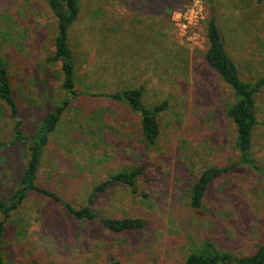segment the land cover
Here are the masks:
<instances>
[{"label":"rangeland","instance_id":"374dc122","mask_svg":"<svg viewBox=\"0 0 264 264\" xmlns=\"http://www.w3.org/2000/svg\"><path fill=\"white\" fill-rule=\"evenodd\" d=\"M162 1L79 0L68 42L80 95L49 135L37 184L77 209L90 206L98 219L74 220L61 203L33 194L6 225V264H109L111 257L120 264H187L208 240L237 257L264 245L263 182L240 163L227 113L237 98L205 60L207 24L215 17L241 79L263 78L264 2L209 0L187 39L173 19L189 0L151 14ZM55 35L48 0H0V50L28 136L67 97L61 63L51 61ZM135 88H143L149 108L168 103L154 144L143 136L141 116L108 96ZM256 115L252 154L264 169V87ZM14 126L0 100L2 200L16 191L29 159L28 146L13 143ZM213 167L225 172L195 210L191 189ZM132 170H140L136 193L124 185L95 192L111 176ZM124 218L146 226L115 233L101 224Z\"/></svg>","mask_w":264,"mask_h":264},{"label":"trees","instance_id":"16d2710c","mask_svg":"<svg viewBox=\"0 0 264 264\" xmlns=\"http://www.w3.org/2000/svg\"><path fill=\"white\" fill-rule=\"evenodd\" d=\"M164 1H162V5H164ZM259 1L264 2V0ZM171 2L172 5L166 6L173 8L176 3L174 0ZM48 5L56 20V35L53 42L55 55L51 61L61 63L62 87L67 97L43 118L40 125L30 136L26 135L24 131L23 120L19 115L20 112L14 98L9 69L0 50V100L8 106L15 121L13 143L26 144L29 152V159L21 174L16 191L7 200L0 199V213L3 217V220L0 221V264H6L3 255L6 225L11 219L12 213L20 209L28 197L33 194L42 195L54 202L61 203L67 214L74 220L87 222L98 219L90 206L77 209L69 202L64 201L55 192L42 188L37 184L43 152L49 143V135L56 130L63 113L69 107L71 99L80 95L76 88L74 56L68 42L70 28L78 19L80 12L79 0H48ZM162 5H157V7L161 6L164 9L165 7H162ZM206 37L208 41V49L205 54L206 62L234 91L237 98L236 103L229 107L227 113L236 127V150L240 157V163L254 170L261 178L264 186V169L257 164L252 154L253 131L258 125L256 97L264 87V77L255 82H246L241 79L236 63L225 50L215 17H211L208 21ZM108 96L116 101L126 103L141 116L143 136L149 144H154L160 135L159 115L167 109L168 103L164 102L153 108L147 107L143 101V88L119 91ZM3 147L4 145L0 142V149ZM223 172L225 170L215 167L202 172L191 189L190 200L193 209L199 210L202 208L208 187ZM139 174L140 170L119 172L98 185L95 192H102L109 186L124 185L130 188L133 193H136ZM101 224L115 233L140 230L146 226L145 221L140 218L101 219ZM109 264L120 263L111 257ZM187 264H264V245L260 246L250 256L237 257L220 250L212 241L208 240L198 253H193L188 257Z\"/></svg>","mask_w":264,"mask_h":264},{"label":"built area","instance_id":"2783aa9c","mask_svg":"<svg viewBox=\"0 0 264 264\" xmlns=\"http://www.w3.org/2000/svg\"><path fill=\"white\" fill-rule=\"evenodd\" d=\"M209 0H189L174 14V24L182 38L190 39L193 31L199 26L205 16V4Z\"/></svg>","mask_w":264,"mask_h":264},{"label":"crops","instance_id":"0c3cea01","mask_svg":"<svg viewBox=\"0 0 264 264\" xmlns=\"http://www.w3.org/2000/svg\"><path fill=\"white\" fill-rule=\"evenodd\" d=\"M179 5V4H178ZM151 10V14H154V15H161V14H163V12L166 10V9H170V7L169 6H166V8H164V9H162L161 7H157L156 9H153V8H150ZM221 33V32H220ZM222 37V36H221ZM222 41H223V39H222ZM223 44H224V42H223ZM224 47H225V45H224ZM225 50H226V47H225ZM227 52V51H226ZM228 53V52H227ZM229 55V54H228ZM231 58V57H230ZM232 59V58H231ZM233 60V59H232ZM234 61V60H233ZM235 62V61H234Z\"/></svg>","mask_w":264,"mask_h":264}]
</instances>
